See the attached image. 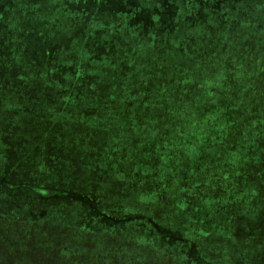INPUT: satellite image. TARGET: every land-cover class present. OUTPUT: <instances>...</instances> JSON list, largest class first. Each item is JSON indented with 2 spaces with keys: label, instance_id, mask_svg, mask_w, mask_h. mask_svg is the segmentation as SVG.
Wrapping results in <instances>:
<instances>
[{
  "label": "rangeland",
  "instance_id": "1",
  "mask_svg": "<svg viewBox=\"0 0 264 264\" xmlns=\"http://www.w3.org/2000/svg\"><path fill=\"white\" fill-rule=\"evenodd\" d=\"M222 1L244 7L240 19L252 16L222 26L210 17L169 36L150 22ZM146 24L165 38L157 50ZM185 36L189 56H222L215 73L248 77L247 89L264 92V0H0V74L14 62L20 81L51 74L41 60L76 70L91 38L102 41L94 47L101 56L118 44L147 59L175 56L172 44ZM11 78L0 84V179L7 182L0 183V256L17 255L21 264H264V199L234 201L225 173L233 167L196 168L191 154L180 159L172 146L169 159L156 154L155 161L134 145L144 132L135 124L126 131L98 100L40 92L37 78L33 88L1 94L15 89ZM142 160L154 164V175L141 170Z\"/></svg>",
  "mask_w": 264,
  "mask_h": 264
},
{
  "label": "trees",
  "instance_id": "2",
  "mask_svg": "<svg viewBox=\"0 0 264 264\" xmlns=\"http://www.w3.org/2000/svg\"><path fill=\"white\" fill-rule=\"evenodd\" d=\"M204 3L201 2V7L208 1ZM177 10L176 21L171 19L173 23L168 17L161 15L151 17L150 22L153 21L158 26L160 24L164 27V34L169 36L188 26L192 28L194 22L206 23L210 17L220 26L229 25L230 22L238 23L250 17L248 11L240 19V11L246 9L232 7L227 1L219 2L213 9ZM250 15L252 16L251 13ZM146 26L147 24L144 26V33L151 39L148 44L157 46V50L164 44L165 38L158 39L154 32L146 31ZM181 38V42L172 44L175 56H151L149 59L133 53V49L126 53L127 47L119 44L120 47L115 45L111 53L97 55L94 47L102 41L93 42L91 38L88 41L89 48L85 51L88 56H79L83 60L76 63V70L65 67L63 71L61 65H51L52 61L41 60V66L51 74L31 72L27 77L20 78V81L14 77L15 73L19 76L20 64L14 62L8 73L0 74V84L12 77L10 83L15 89L8 88L1 94H15L22 90L19 88H33L36 85L30 86L29 83L37 78L43 83V87L39 85L42 89L40 92L58 90L64 97L73 95L71 97L74 101L77 94H80L79 99L85 97L89 101L98 100L100 106L105 105L104 115L110 116L116 123L120 120L126 122V131L131 128L129 125L135 124L136 129L139 127L144 132L140 133L137 137L140 140L134 145H145L149 158L155 157L156 161V154H159V157L169 159L174 152L171 151L170 154L172 146L176 155L181 151L180 159L191 154L189 164L196 168L210 165L220 174L224 168L228 170L233 167L225 173L230 175L229 183L234 201H238L240 205L246 201L251 204L252 200L256 203V197L263 201L264 190H259L257 184L261 179L264 180V92L247 89L245 85H248V77L244 81L227 73H215L216 65L221 60L220 64L223 63L222 56H189L186 49L190 45L188 36ZM162 51L170 55L167 48ZM120 52L123 56H119ZM84 60L86 66L83 67L80 64ZM68 64L70 67L73 60L69 59ZM12 100L16 101L15 98ZM148 132L167 134L156 139L147 136L145 133ZM142 161L139 162L141 170H149L147 175H154V164L146 166L149 162ZM161 162L164 163L163 160ZM191 166L185 165L188 168ZM0 180L2 185L7 184ZM29 189L38 196H50L47 189L28 186L27 190ZM54 194L52 192L51 195ZM262 216L264 217V213ZM0 257V264H21L23 261L17 255L9 259L7 256Z\"/></svg>",
  "mask_w": 264,
  "mask_h": 264
}]
</instances>
